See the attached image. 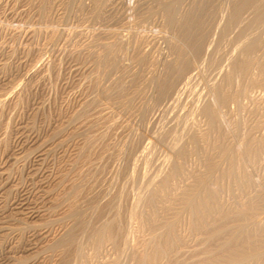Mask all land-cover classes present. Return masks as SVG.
I'll return each instance as SVG.
<instances>
[{"label":"rangeland","instance_id":"obj_1","mask_svg":"<svg viewBox=\"0 0 264 264\" xmlns=\"http://www.w3.org/2000/svg\"><path fill=\"white\" fill-rule=\"evenodd\" d=\"M0 172V264H264V0H0Z\"/></svg>","mask_w":264,"mask_h":264},{"label":"bare ground","instance_id":"obj_2","mask_svg":"<svg viewBox=\"0 0 264 264\" xmlns=\"http://www.w3.org/2000/svg\"><path fill=\"white\" fill-rule=\"evenodd\" d=\"M33 139H34V138H33ZM34 140H35V139H34ZM30 141H31V140H30ZM32 142H33V141H32ZM40 152H41V151H40ZM40 152H39V153H40ZM39 153H38V154H39ZM41 154H42V153H41ZM37 156H38V155H37ZM40 156H41V155H40ZM37 158H39V157H36V159H37ZM38 161H39V160H38ZM0 173L3 175L2 172H0ZM7 183H8V182H7ZM7 183H6V185H7ZM4 184H5V183H4ZM8 184H9V183H8ZM3 186H4V185H3ZM41 186H42V184H41ZM39 187H40V186H39ZM42 188H43V187H42ZM40 189H41V187H40ZM23 190H24V189H23ZM42 190H43V189H41L40 191H42ZM40 191H38V192H40ZM42 192H44V191H42ZM42 192H41V194H42ZM45 195H46V194H45ZM24 196H27V195H24ZM30 199H31V197H30ZM23 202H25V201H23ZM23 202L20 201L19 203H23ZM35 202H36V201H35ZM13 204H14V203H13ZM13 204H12V206H14ZM23 204H24V203H23ZM23 204H22V205L19 204V205H20V208H18V207H19L18 204L15 205V206L17 207V209H18V210L15 209V210L17 211V213H18V212L21 213L20 215H22V213H27V214L29 215V213H30V215H33L32 217H34V214L36 215V213H34L35 210H33V209H28V210H27V207H29L31 204H30L29 206H27V205L24 206ZM32 205H36V203H33ZM16 207H15V208H16ZM21 208H22V209H21ZM11 209H12V208H11ZM13 209H14V207H13ZM15 210H12V211H15ZM11 213H12V212H11ZM15 213H16V212H15ZM17 213H16V214H17ZM19 213H18V214H19ZM33 213H34V214H33ZM13 214H14V212H13ZM37 214H39V213H37ZM14 215H15V214H14ZM22 216H23V215H22ZM27 217H28V216H27ZM35 217H37V216H35ZM5 218H7V217H5ZM8 219H10V217H9ZM16 219H17V218H16ZM4 220L7 221V219H4ZM11 220H12V219H11ZM13 220H14V219H13ZM5 223H6V222H5ZM5 223H4V224H5ZM9 224H10V223H9ZM2 226H3V225H2ZM8 227H9V226H8ZM8 227H7V228H8ZM12 228H13V227H12ZM2 229H3V227H2ZM2 229H1V230H2ZM32 245H33V244H32ZM15 251H16V250H15ZM6 255H7V254H6ZM10 255H11V254H10ZM7 257H8V256H7ZM10 257H11V256H10ZM8 258H9V257H8Z\"/></svg>","mask_w":264,"mask_h":264}]
</instances>
